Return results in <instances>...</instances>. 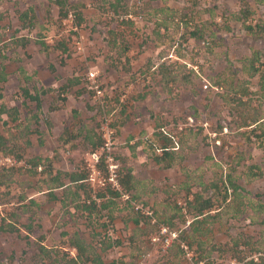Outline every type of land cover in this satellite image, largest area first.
Here are the masks:
<instances>
[{"label":"rangeland","instance_id":"obj_1","mask_svg":"<svg viewBox=\"0 0 264 264\" xmlns=\"http://www.w3.org/2000/svg\"><path fill=\"white\" fill-rule=\"evenodd\" d=\"M68 2L82 11V21L72 10L60 19L54 0H0V69L6 73L0 104L19 111L15 121L0 117V167H14L8 191L0 185V203L6 202L0 209L18 211V204H27L18 217L19 233L0 231V264H60L53 256L42 260L37 246L42 240L73 256L63 232H78L105 264H242L264 258V32L243 25H264V0H247L245 21L239 0ZM28 7L34 17L23 23L19 16ZM21 36L29 38L25 45ZM39 36L66 50L42 51ZM90 71L97 72L95 80L86 78ZM68 78L77 82L67 85ZM39 86L52 88L41 95L40 111L22 92L25 87L33 94ZM161 125L178 144L170 159L157 163L153 149L162 140L154 133ZM103 127L112 131L119 181L126 167L136 178L130 191L122 189L128 198L120 193L103 208L97 194L104 190L93 196L85 182L86 202L94 200L95 210L62 206L48 195L49 176L30 160L49 157L53 174H87L91 150L83 135L103 141ZM227 175L238 188L234 194L228 188L224 199ZM53 186L60 198L62 188ZM195 194L213 202L205 210L210 217L199 223L192 222L196 213L187 203ZM25 223L33 228L29 241Z\"/></svg>","mask_w":264,"mask_h":264},{"label":"trees","instance_id":"obj_2","mask_svg":"<svg viewBox=\"0 0 264 264\" xmlns=\"http://www.w3.org/2000/svg\"><path fill=\"white\" fill-rule=\"evenodd\" d=\"M242 3L241 8L239 9L241 17L243 21L247 19V16L249 15V3L247 0H239ZM55 5L58 7L59 12V18L62 19L65 17L68 13V10L73 11L74 18L80 22L83 20V14L82 11L79 10L77 5L71 4L68 2V0H54ZM32 8L28 7L27 10L23 11L21 13L20 20L24 23L25 21L28 22L32 21L34 14H32ZM244 27L249 30L257 33V35H262L264 32V25L260 24L259 22H255L254 24H249L244 22ZM263 25V26H262ZM193 35L199 36L198 32H193ZM29 38L20 37L19 41L22 45H25L28 42ZM36 42L40 45V49L42 51H49L52 47H61L59 49H62V51L66 50V47L59 42L57 45H50L46 40L44 36H39L36 39ZM62 41V38H61ZM261 56V53L259 51H256V60L259 61V57ZM255 71H259L257 67H255L252 64ZM51 71H54V67L50 66ZM261 74V73H260ZM6 79V73L4 72V68L2 67L0 69V80L4 81ZM67 85H73L77 82V78H68ZM66 86V85H65ZM52 90L51 87H43L39 86V88L36 89L35 93H31L27 88L23 87L22 92L25 97L30 98L35 102V106L38 111L41 109V95L47 93L48 91ZM0 98H2V94H0ZM2 114H6L7 117H10L12 121H15L19 118V111L16 107H7L4 103L0 104V117ZM69 134L68 130H64L65 136ZM63 134V135H64ZM154 135L157 136L155 140L159 141L162 140V142L155 145V150L153 149L154 153V160L158 163L161 160L164 159H170L171 158V152L174 149V146L178 144V141L176 140L175 135L173 132H171L165 125H161L158 127V132L154 133ZM84 140L88 142L90 145V150L94 151L98 149L102 143V140L100 136H97V139L93 140L89 132H85L83 135ZM63 142H67L68 140L65 138H62ZM4 143L3 135L0 134V145ZM154 145V144H153ZM158 151L160 153H158ZM101 164L103 163V156L100 158ZM30 163L33 168H40L42 173L44 175L49 176V181H47V188H48V195L52 199H58L62 206H71L76 208V210H86L88 213H91L95 210V201L91 200V202L87 203L89 193H88V186L86 183L88 181L86 180V174L80 171H62V170H56L53 174V166H52V160L49 157L41 158V157H35L32 160H30ZM168 165V164H167ZM43 166V168H42ZM121 177H120V183L121 186H123V189L126 191H130L132 189V182L135 181V177L133 174V171L131 167H126L121 171ZM14 174V167L13 166H2L0 167V185L4 184L5 188L8 189L11 186V181L13 178L12 175ZM63 179L67 180V183L63 182ZM86 182V183H85ZM225 183H227V186L224 187V199L227 198L228 188H232L231 193H236L238 185L234 182V180L227 175L225 179ZM57 184L62 188V194L61 197L58 198L56 194L53 192V185ZM217 189V186H215V191ZM102 190L97 194V198H101L102 201L100 203L101 207H108V205L114 203L120 196V192L111 189L110 187L102 188ZM82 195L84 196V199L81 200ZM22 197V196H21ZM32 199V198H30ZM2 200V198H1ZM32 203L33 200H29V203ZM6 202H1L0 204H4ZM188 204H190L193 208V211H195L194 219L192 222H202V220H205L207 217H210L208 213L205 212V210H210V207L212 206L213 202L210 198H203L200 194H195L192 201H188ZM27 204H18L16 210H10L6 211L3 209H0V231L2 232H17L20 231V223H19V216H21V213L25 211ZM198 216H201V219H199ZM110 221L113 220L114 216L112 213L108 215ZM264 219V218H263ZM138 222V219L135 218V223ZM24 229L27 231V234H25V239L29 241L30 236L29 232L33 230L32 225L29 223L22 224ZM40 224L38 225V227ZM67 236L66 238V245H69L74 248L75 254L72 256L69 253H66L62 247L57 246H46L42 243V240L39 241L37 249H38V255L42 258V260L52 257L53 256V262L54 263H60V264H105L102 260L100 254L96 250V248L85 242L81 236L78 234V232L73 233H65ZM65 244V243H64ZM239 245V241H233L232 247L229 249V253L231 255H236V248ZM187 246L190 249H193V240L191 242H188ZM199 250L201 249L199 244L197 243V247ZM194 248V251L197 252L198 249ZM198 263L200 260H197ZM110 264H118L116 260H113ZM203 264H211L209 260L205 261ZM242 264H264V258L261 256H257V259L250 258L243 262Z\"/></svg>","mask_w":264,"mask_h":264},{"label":"built area","instance_id":"obj_3","mask_svg":"<svg viewBox=\"0 0 264 264\" xmlns=\"http://www.w3.org/2000/svg\"><path fill=\"white\" fill-rule=\"evenodd\" d=\"M70 16V14H68ZM97 72L90 71L86 74L88 80H95ZM97 93L100 92L98 88L95 89ZM103 141L100 147L94 151H90V161L87 164L86 180L90 184L94 192L97 189H102L109 186L111 189L122 193V197L128 198V194L122 192V186L118 176V162L112 155L111 145L113 144L112 131L108 127L102 128L101 134ZM104 152V153H103ZM103 156V163L101 164L100 158ZM102 165V167H101ZM135 209H141L138 205H135ZM143 213H148L142 211ZM167 240V239H165ZM187 245V244H186ZM188 247V246H187Z\"/></svg>","mask_w":264,"mask_h":264}]
</instances>
